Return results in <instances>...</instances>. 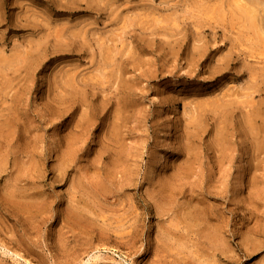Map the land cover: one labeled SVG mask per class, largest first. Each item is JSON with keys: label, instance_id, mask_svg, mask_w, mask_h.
<instances>
[{"label": "rangeland", "instance_id": "374dc122", "mask_svg": "<svg viewBox=\"0 0 264 264\" xmlns=\"http://www.w3.org/2000/svg\"><path fill=\"white\" fill-rule=\"evenodd\" d=\"M203 263L264 264V0H0V264Z\"/></svg>", "mask_w": 264, "mask_h": 264}, {"label": "bare ground", "instance_id": "6f19581e", "mask_svg": "<svg viewBox=\"0 0 264 264\" xmlns=\"http://www.w3.org/2000/svg\"><path fill=\"white\" fill-rule=\"evenodd\" d=\"M214 235H215V234H214ZM214 241H215V240H214ZM216 243H218V241H217ZM212 244H215V243L213 242ZM217 245H218V244H217ZM217 245H216V246H217ZM214 246H215V245H214ZM216 246H215V248H216ZM218 246H219V245H218ZM218 246H217V247H218ZM215 248H214V249H215ZM216 249H217V248H216ZM216 249H215V250H216ZM218 250H219V248H218ZM214 253H215V252H214ZM203 264H204V263H203Z\"/></svg>", "mask_w": 264, "mask_h": 264}]
</instances>
